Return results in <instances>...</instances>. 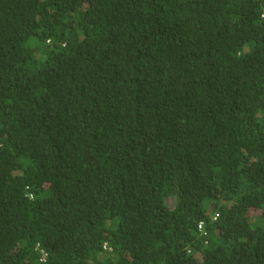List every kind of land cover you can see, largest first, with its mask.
I'll use <instances>...</instances> for the list:
<instances>
[{
  "label": "trees",
  "instance_id": "obj_1",
  "mask_svg": "<svg viewBox=\"0 0 264 264\" xmlns=\"http://www.w3.org/2000/svg\"><path fill=\"white\" fill-rule=\"evenodd\" d=\"M0 264H264V0H0Z\"/></svg>",
  "mask_w": 264,
  "mask_h": 264
},
{
  "label": "rangeland",
  "instance_id": "obj_2",
  "mask_svg": "<svg viewBox=\"0 0 264 264\" xmlns=\"http://www.w3.org/2000/svg\"><path fill=\"white\" fill-rule=\"evenodd\" d=\"M165 203H166V205H167L170 209H172V208L174 207V204H175V199L169 197V198H167V199L165 200Z\"/></svg>",
  "mask_w": 264,
  "mask_h": 264
},
{
  "label": "built area",
  "instance_id": "obj_3",
  "mask_svg": "<svg viewBox=\"0 0 264 264\" xmlns=\"http://www.w3.org/2000/svg\"><path fill=\"white\" fill-rule=\"evenodd\" d=\"M198 228H201V224H200V225H198Z\"/></svg>",
  "mask_w": 264,
  "mask_h": 264
}]
</instances>
